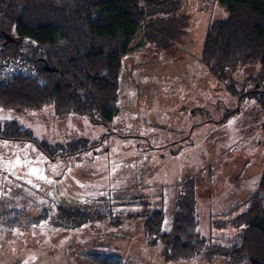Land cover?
Instances as JSON below:
<instances>
[{"label": "rangeland", "instance_id": "rangeland-1", "mask_svg": "<svg viewBox=\"0 0 264 264\" xmlns=\"http://www.w3.org/2000/svg\"><path fill=\"white\" fill-rule=\"evenodd\" d=\"M179 1L175 14L155 21L161 34L123 57L111 121L56 114L50 106L0 109V124L15 121L32 134L0 138V264H93L91 254L125 264L228 263L221 250L244 233L231 222L264 171V84L255 78L258 64L211 74L201 60L204 37L228 13L216 0ZM78 138L91 148L56 157L34 141ZM189 191L205 245L167 260L169 249L158 234L145 233L144 220L158 210L161 233H170L176 204ZM61 208L86 222L60 226Z\"/></svg>", "mask_w": 264, "mask_h": 264}, {"label": "trees", "instance_id": "trees-1", "mask_svg": "<svg viewBox=\"0 0 264 264\" xmlns=\"http://www.w3.org/2000/svg\"><path fill=\"white\" fill-rule=\"evenodd\" d=\"M216 1L228 17L208 26L202 62L218 78L229 67L258 64L255 78L264 84V0ZM179 6V0H0V66L15 61L33 72L0 78V109L24 112L50 106L56 114L111 121L118 111L123 57L144 38L160 35L155 21L175 14ZM0 138L32 140V134L10 121L0 124ZM34 141L49 157L91 148L81 138L65 144ZM194 195L189 191L176 204L170 233H161L160 211L144 220L145 233L158 234L169 249L167 260L190 257L205 245L197 233ZM104 217L98 212V220ZM86 220V215L60 209V226L75 228ZM231 223L244 233L237 245L221 250L231 257L227 264H264V171L246 208ZM87 258L93 264H125L104 254Z\"/></svg>", "mask_w": 264, "mask_h": 264}, {"label": "built area", "instance_id": "built-area-1", "mask_svg": "<svg viewBox=\"0 0 264 264\" xmlns=\"http://www.w3.org/2000/svg\"><path fill=\"white\" fill-rule=\"evenodd\" d=\"M10 74L32 75L33 72L20 63L7 60L0 66V78H5Z\"/></svg>", "mask_w": 264, "mask_h": 264}, {"label": "water", "instance_id": "water-1", "mask_svg": "<svg viewBox=\"0 0 264 264\" xmlns=\"http://www.w3.org/2000/svg\"><path fill=\"white\" fill-rule=\"evenodd\" d=\"M8 38H11L9 35H7ZM48 68V67H47Z\"/></svg>", "mask_w": 264, "mask_h": 264}]
</instances>
